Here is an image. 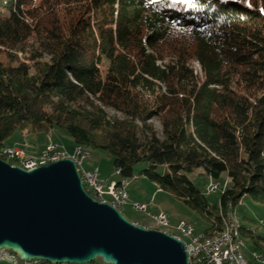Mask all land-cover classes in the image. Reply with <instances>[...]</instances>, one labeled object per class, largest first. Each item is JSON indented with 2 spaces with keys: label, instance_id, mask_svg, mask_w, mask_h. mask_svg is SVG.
Here are the masks:
<instances>
[{
  "label": "trees",
  "instance_id": "16d2710c",
  "mask_svg": "<svg viewBox=\"0 0 264 264\" xmlns=\"http://www.w3.org/2000/svg\"><path fill=\"white\" fill-rule=\"evenodd\" d=\"M54 127L123 178L145 162L222 231L245 195L264 202V0H0V157L18 163L15 131ZM198 169L227 177L219 204Z\"/></svg>",
  "mask_w": 264,
  "mask_h": 264
},
{
  "label": "water",
  "instance_id": "95a60500",
  "mask_svg": "<svg viewBox=\"0 0 264 264\" xmlns=\"http://www.w3.org/2000/svg\"><path fill=\"white\" fill-rule=\"evenodd\" d=\"M23 259L85 264H190L184 241L129 220L86 190L67 157L26 169L0 157V249Z\"/></svg>",
  "mask_w": 264,
  "mask_h": 264
},
{
  "label": "built area",
  "instance_id": "2783aa9c",
  "mask_svg": "<svg viewBox=\"0 0 264 264\" xmlns=\"http://www.w3.org/2000/svg\"><path fill=\"white\" fill-rule=\"evenodd\" d=\"M76 153V154H75ZM74 154H68L66 151L57 150V146L48 144L38 155H32L29 151H21L17 147L9 146L4 150V154L12 160L18 161L17 165L20 167L37 168L56 159H63L71 157L74 159L79 167L84 186L89 194L97 200H107V194H116V201H108L118 208H122L128 203L129 193L127 187L132 180H137L138 176L131 179L121 177V169H115V175L119 176L116 179H105L100 173L99 168L86 169L84 162L88 157L86 150H75ZM227 183L211 182L207 187V192L212 193L218 191L221 187L226 188ZM135 210L141 214H145L152 221H165L166 232H170L176 236V231H187L191 234V241H184L189 255L190 264H249V261L237 257V250L228 248L226 240L227 231H220L211 236L204 234L197 235L194 226L187 219H183L177 226H174L167 212L152 211L149 209L147 203L135 202L133 203ZM139 224L138 222H136ZM239 224L232 216L230 222ZM150 228L148 226H144ZM169 229V230H168ZM240 247L243 242H240ZM253 255H258L252 253ZM260 256V255H258ZM260 259H264L260 256ZM45 264L42 259H23L16 252L10 249H0V264Z\"/></svg>",
  "mask_w": 264,
  "mask_h": 264
},
{
  "label": "rangeland",
  "instance_id": "374dc122",
  "mask_svg": "<svg viewBox=\"0 0 264 264\" xmlns=\"http://www.w3.org/2000/svg\"><path fill=\"white\" fill-rule=\"evenodd\" d=\"M194 67L197 71H201L200 64L197 62H194ZM154 123L158 129H160L159 122L157 120H154ZM48 144H53L57 146V150H63L66 151L68 154H74L75 150H77V145L75 141L73 140L72 136L68 133L67 130L60 128V127H54L51 129L50 132H27L22 130H17L14 132V134L7 140V145L17 148H23L27 151H30L32 155H38L42 149H44ZM87 152V150H86ZM88 153V152H87ZM93 153V152H91ZM76 154V153H75ZM99 158H92L89 157L84 162V168L86 169H94L99 168L101 174H107L109 171H113L114 164H113V158L112 156L105 151H98ZM5 160V159H4ZM8 161V160H6ZM10 164L18 166L17 163H11ZM146 167L145 162H141L135 165L134 172L135 175L138 176L137 180H132L133 182H138L139 180L147 179L149 180L145 175L141 174V171ZM162 170V168H160ZM202 172L201 169H198L194 173L190 175L191 179L194 181V183L202 189L205 193L207 191V187L209 183L211 182H224L228 184V179L226 176H223L219 180H213L208 178L206 175H201ZM111 173V172H110ZM117 176L114 173V176H112L111 179H116ZM150 182V180H149ZM130 183V184H131ZM129 184V185H130ZM131 186L127 187V191H129ZM224 190L223 187H221L218 191L212 192L208 195V199L210 203L212 204H219L221 200L222 191ZM167 194L172 196L169 191H166ZM174 198V197H173ZM107 199L110 201L112 197L110 194H107ZM176 200V203L173 201H165V210L173 213L176 216H180L183 218L188 219L191 224L194 226L196 230L197 235H201L205 232V230L209 227V223L204 219L200 213L196 212L195 210L191 209L181 201ZM130 198L128 200V203L125 204L120 210L126 215V217L133 221L135 219H139L141 217V213H138L135 208L133 207V204L131 205ZM234 219L238 221L239 224H236L239 228V225H243L246 228H250L251 230L255 231V235L261 236L264 238V202H258L256 201L251 195H245L241 199V203L235 208L234 212ZM156 225V228L159 230L165 229V227H161L155 220L153 221ZM169 230V229H168ZM170 232V230H169ZM178 233V231H176ZM240 236L243 242L242 251L246 258L249 260L253 259V252H257L260 256L264 257V253L259 251H253L250 253L251 257L249 258V248H254V242L250 237H242L241 231ZM183 238L187 240V237ZM258 264H264V259H256L254 261ZM47 264H58V263H51L47 262ZM63 264H70V263H63ZM85 264H107L103 261L101 257H98L95 261Z\"/></svg>",
  "mask_w": 264,
  "mask_h": 264
},
{
  "label": "crops",
  "instance_id": "0c3cea01",
  "mask_svg": "<svg viewBox=\"0 0 264 264\" xmlns=\"http://www.w3.org/2000/svg\"><path fill=\"white\" fill-rule=\"evenodd\" d=\"M30 152V151H29ZM92 158H99L98 152L94 153ZM111 172V173H110ZM115 173V167L113 171L107 172V174H102V176L105 179H111L112 176H114ZM119 178V176H117ZM129 186H131L130 190L128 191L129 193V198H130V204L132 205L135 202H142V203H147L149 206V209L152 211H165L168 213L171 222L174 226H177L183 219L180 216H176L173 213L165 210V201H173L176 203V200L169 194H167L166 190H163L158 187V185L150 180L144 179V180H139L138 182H133ZM139 213V212H138ZM141 217L139 219L133 220L134 222H138L139 224L143 226H148L150 228L156 227L155 223L147 217L145 214H140ZM188 220V219H187ZM189 221V220H188ZM255 249L254 248H249V258L251 257L250 253L253 252ZM253 260V259H251ZM2 264H8V263H2ZM258 264V263H257Z\"/></svg>",
  "mask_w": 264,
  "mask_h": 264
},
{
  "label": "bare ground",
  "instance_id": "6f19581e",
  "mask_svg": "<svg viewBox=\"0 0 264 264\" xmlns=\"http://www.w3.org/2000/svg\"><path fill=\"white\" fill-rule=\"evenodd\" d=\"M21 151H27L23 148H19ZM77 150H85L83 147L78 146ZM86 156H88V153L86 152ZM60 160V159H56L55 161ZM26 169H33L32 167H23ZM110 196L112 197V199L110 201H116V194H110ZM102 202H108L109 200H100ZM121 209V208H120ZM161 227H165V221L162 220H155ZM226 225V224H225ZM222 231H227L228 233H226V240L228 243V248H233V250H237V257L238 258H242L245 259V261H249V264H257L254 261H256V259L260 258V256H258L259 254L257 252H255L258 255H253V260H249L248 258L245 257L243 251H242V247H240V242H242L241 236H240V231L238 226L236 225V223H227L226 227L222 230ZM176 236L180 239H182L183 241H191V234H189L187 231H178V233H176ZM184 237H187L188 239L185 240ZM187 250V249H186ZM33 259H38V258H33Z\"/></svg>",
  "mask_w": 264,
  "mask_h": 264
}]
</instances>
